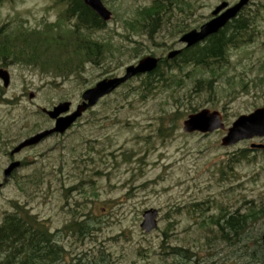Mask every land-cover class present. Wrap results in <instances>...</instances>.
<instances>
[{
  "label": "rangeland",
  "instance_id": "1",
  "mask_svg": "<svg viewBox=\"0 0 264 264\" xmlns=\"http://www.w3.org/2000/svg\"><path fill=\"white\" fill-rule=\"evenodd\" d=\"M55 1L0 0V27L10 33L56 24L61 8ZM101 1L112 17L91 34L103 45L97 64L87 62L81 73L68 77L23 64L3 67L10 83L4 88L0 81V223L16 206L34 215L65 250L59 264L79 259L81 264H234L228 258L232 250L218 243L215 228L206 225L221 208L244 210L249 201L264 206V155L250 149L264 140L223 147L225 130L186 134L182 124L207 109L219 112L229 128L239 116L264 107V15L255 23L252 41L229 52L228 64L213 82L210 74L199 73L176 86L157 84L142 95L135 77L63 135L10 156L23 140L53 128L42 109L70 102L74 111L83 91L98 81L121 77L145 56L163 59L182 49L181 34L175 33L182 24L198 29L220 3L238 2L184 0L183 8L186 3L193 7L190 14L176 11L150 39L133 34L127 23L152 0ZM263 4L251 0L248 7L254 11ZM194 78L211 79V87H196ZM242 150L245 158L236 159ZM15 161L21 166L3 183V172ZM149 209L158 213L157 227L145 234L140 224ZM87 219L92 227L85 237L64 230ZM247 231L248 246L262 243L264 219Z\"/></svg>",
  "mask_w": 264,
  "mask_h": 264
},
{
  "label": "trees",
  "instance_id": "2",
  "mask_svg": "<svg viewBox=\"0 0 264 264\" xmlns=\"http://www.w3.org/2000/svg\"><path fill=\"white\" fill-rule=\"evenodd\" d=\"M55 3L61 8L56 24L44 25L40 30L14 29L10 33L0 27V67L23 64L45 74L68 77L81 73L83 64L87 62L98 63L103 45L92 39L91 34L103 30L105 23L82 0H56ZM183 6L184 0H152L149 6L135 12L133 21L128 22L127 26L133 34L142 33L151 39L176 11L190 14L193 7L188 6V3L187 7ZM248 6L217 34L194 47L182 48L171 59H160L154 71L138 76L136 79L140 80L142 95L151 94L157 84L176 86L183 79L199 73L210 74L213 82L219 75L217 70L228 64L229 52L252 41L255 23L264 15V4L254 11ZM189 30L182 24L175 33L182 35ZM201 83L208 89L211 87V79L204 81L194 78L196 87ZM125 86H128V82L121 87ZM251 150L260 151L264 155V148ZM244 152L247 151H240L235 158L244 159ZM246 203L244 210L229 211L221 208L218 215L210 217L206 226L215 228L216 241L232 250L228 258L233 257L234 264H264L262 243L254 240L255 245L248 246L249 241H246L249 239V226L264 219V206L255 205L252 201ZM90 221L72 222L64 230L75 237H85L90 234ZM55 238L56 235L43 222L16 206L15 211L6 213L0 223V264L62 263L65 250L56 243ZM179 251L187 258L186 251ZM81 262L83 260L79 259L77 264Z\"/></svg>",
  "mask_w": 264,
  "mask_h": 264
},
{
  "label": "water",
  "instance_id": "3",
  "mask_svg": "<svg viewBox=\"0 0 264 264\" xmlns=\"http://www.w3.org/2000/svg\"><path fill=\"white\" fill-rule=\"evenodd\" d=\"M83 4L88 7L103 22H108L112 15L104 6L101 0H82ZM250 0H238L234 5L222 2L211 12V18L206 23L199 26L198 29H192L185 32L178 40L185 48H191L202 43L208 37L217 34L232 19H234L240 11L245 8ZM179 51H173L168 54L167 58L171 59L177 55ZM158 59L145 56L135 65L127 67L121 77L102 79L94 86L86 89L81 94V102L74 111L70 113L71 103L63 102L54 106L47 111L42 109L49 119L54 121V127L48 131L41 132L35 136L23 140L10 153L13 157L21 150L27 147L35 146L45 138L53 134H64L88 109L93 108L102 98L110 95L120 86L130 79L148 74L157 67ZM0 81L2 86H9V74L6 70L0 68ZM32 98V95H30ZM182 130L186 134L200 133L210 134L215 131H224L225 136L221 139V146L230 147L241 141H249L253 139L264 140V107L255 109L247 115L239 116L229 128H225L222 116L217 111H209L203 109L195 114L189 115L182 124ZM251 148H263L262 145H251ZM20 167L19 162H12L3 172V183H5L14 170ZM2 184L0 183V188ZM157 211L149 209L143 212L140 229L143 233L148 234L157 227ZM264 246V235L261 238Z\"/></svg>",
  "mask_w": 264,
  "mask_h": 264
},
{
  "label": "flooded vegetation",
  "instance_id": "4",
  "mask_svg": "<svg viewBox=\"0 0 264 264\" xmlns=\"http://www.w3.org/2000/svg\"><path fill=\"white\" fill-rule=\"evenodd\" d=\"M50 136H54V135H50Z\"/></svg>",
  "mask_w": 264,
  "mask_h": 264
}]
</instances>
